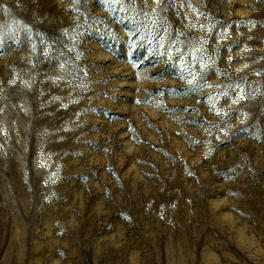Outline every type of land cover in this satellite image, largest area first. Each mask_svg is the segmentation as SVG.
Listing matches in <instances>:
<instances>
[{"label": "rangeland", "instance_id": "374dc122", "mask_svg": "<svg viewBox=\"0 0 264 264\" xmlns=\"http://www.w3.org/2000/svg\"><path fill=\"white\" fill-rule=\"evenodd\" d=\"M0 264H264V0H0Z\"/></svg>", "mask_w": 264, "mask_h": 264}]
</instances>
